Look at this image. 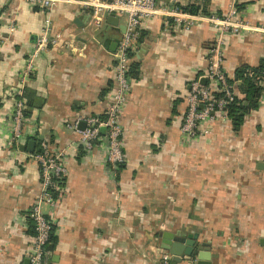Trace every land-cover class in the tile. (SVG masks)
I'll list each match as a JSON object with an SVG mask.
<instances>
[{
	"label": "crops",
	"instance_id": "0c3cea01",
	"mask_svg": "<svg viewBox=\"0 0 264 264\" xmlns=\"http://www.w3.org/2000/svg\"><path fill=\"white\" fill-rule=\"evenodd\" d=\"M235 1L252 26L237 33L211 20L229 12L233 0H156L160 12L141 23L132 53L136 69L119 115L124 167L117 171L106 162L105 143L82 150L71 125L79 117H102L109 105L113 52L126 17L112 24L106 16L96 25L90 10L75 4L48 9L0 0V264H29V214L42 192L41 171L34 151L20 147L34 139L66 168L53 205H41L57 238L43 264H103L102 250L111 264H120L113 258L124 251L135 259V244L151 237L154 220L188 225L187 236L208 245L210 264H264V69L257 109L238 130L229 118H217L202 138L187 142L180 133L189 86L204 79L212 57L220 54L228 80L240 65L264 64V33L255 30L264 26V0ZM191 3L196 13L179 8ZM175 7L195 18L161 13ZM46 15L55 43L31 57ZM240 84L230 85L242 100ZM18 88L30 115L21 141L11 144ZM171 226L161 230L174 234Z\"/></svg>",
	"mask_w": 264,
	"mask_h": 264
},
{
	"label": "built area",
	"instance_id": "2783aa9c",
	"mask_svg": "<svg viewBox=\"0 0 264 264\" xmlns=\"http://www.w3.org/2000/svg\"><path fill=\"white\" fill-rule=\"evenodd\" d=\"M38 2L43 7L50 9L56 3H71L80 8H88L90 14L95 19L96 25L107 15H124L126 17L125 29L117 42L114 56V88L111 92V101L107 106L102 117H79L71 125L77 134H79V143L82 150L92 151L95 146L104 142L106 145V162L111 168L117 169L118 165L123 164L124 156L121 151L122 127L119 123V115L125 107L127 97L132 85L130 66L132 53L135 49L136 40L140 36L141 23L160 12L156 0H31ZM162 14H170L177 20L190 22L188 18L195 16L184 14L186 12L175 7L169 11L162 10ZM237 11L230 10L229 16L219 19L214 16L211 20L217 25L220 24L224 31L237 33L240 29L251 28L246 21H236L230 15ZM187 16L182 18V16ZM235 15V16H236ZM192 20V19H191ZM256 31L264 33V26L255 27ZM221 39L218 40L219 43ZM55 38L51 34V18L46 15L43 26L37 34V40L31 57L54 45ZM216 47L211 48V53ZM216 51L217 48H216ZM264 73V72H263ZM205 84L201 80L193 81L189 86V92L186 98V110L180 126V133L187 142L204 137L208 132V125L215 119H227L226 107L232 103L235 98L232 87L228 83V78L221 66L220 54L212 57L208 62L204 74ZM22 88L15 91V104L11 113V137L10 143L17 144L23 137L21 126L24 123L25 99ZM215 94L222 95L216 99ZM18 97V98H16ZM85 124L83 130L79 129L80 123ZM104 129V133L100 132ZM42 153L36 154L35 159L40 165L42 192L32 207L29 214L34 223V236L32 238V248L29 253V264H43L46 255V247L49 240L53 220L41 212V205L52 206L54 203L53 192L61 191V182L66 175L65 165L59 160V157L52 156L49 152L48 144H41Z\"/></svg>",
	"mask_w": 264,
	"mask_h": 264
},
{
	"label": "trees",
	"instance_id": "16d2710c",
	"mask_svg": "<svg viewBox=\"0 0 264 264\" xmlns=\"http://www.w3.org/2000/svg\"><path fill=\"white\" fill-rule=\"evenodd\" d=\"M179 8H181L184 11H188L189 13H196L198 11V5H195L193 3L187 4V5H179ZM242 5L237 4V9H241ZM136 69V65L131 66L130 73L134 74V70ZM264 64L261 66H258V68H250V66L244 64L238 66V68L234 71L233 79L228 80V83L231 84L233 81H240L239 91L241 94L244 95V99L239 100L234 98L232 103H230L226 107V115L227 118L231 120L232 127L236 130H238L241 125L243 124V118L244 116L249 113L252 110L257 109L258 101L260 98V95L262 93V88L258 86L257 84V77L260 73L263 72ZM251 73V75H249ZM23 97H25L23 95ZM222 95L215 94V98L219 99ZM18 98V97H16ZM29 113L24 112V116H29ZM37 144L34 149V154H40L42 153L41 144L44 143L43 141H40L39 139H34ZM109 165V164H108ZM110 166V165H109ZM111 167V166H110ZM124 164H120L117 167V171H120L123 169ZM64 180L61 182L63 184ZM58 192H53V197L57 195ZM31 230L32 235L34 236V223L31 220ZM57 243V238L55 237V224H52L51 232L49 235L48 244L46 247V251H48L49 246H55Z\"/></svg>",
	"mask_w": 264,
	"mask_h": 264
},
{
	"label": "rangeland",
	"instance_id": "374dc122",
	"mask_svg": "<svg viewBox=\"0 0 264 264\" xmlns=\"http://www.w3.org/2000/svg\"><path fill=\"white\" fill-rule=\"evenodd\" d=\"M235 10L237 11V13L239 12V9H237V1L233 0V3L231 5L230 10ZM230 12V11H229ZM229 12L225 13V15L221 16L217 13L215 14L216 18L219 19H224V17H228L229 16ZM203 13V12H202ZM236 14H232L230 15L233 18H235L236 21L242 20L241 17H239V15ZM212 48V47H211ZM24 129V125L21 126V131L23 132ZM172 225L171 230H173L175 237L181 238V239H186L187 237V232L185 230V228H188V225L184 227V229L178 227L175 224V222L173 221L171 224H166L162 221H157L154 220L153 222H151V226H152V234L151 237L145 235L143 239L140 240V244L139 241L137 242V244H135V247L137 249V254L134 255L135 259L130 255L127 254V252H122L120 255H118L117 257H114L113 259H118L119 257V263L120 264H171L172 262V255L165 249H163L161 247V239H162V234L163 231L161 229H165L166 227ZM205 240V239H204ZM204 244V243H202ZM203 246L201 244H197L194 250V254L190 257H188L187 259H181L180 262H178V264H195L197 259V255L199 251H203ZM104 252V253H102ZM101 254H99V258H97V260L99 259V261H101L102 259L104 261H101V263L103 264H111V255L110 253H108L107 251H100ZM102 257V258H101Z\"/></svg>",
	"mask_w": 264,
	"mask_h": 264
},
{
	"label": "water",
	"instance_id": "95a60500",
	"mask_svg": "<svg viewBox=\"0 0 264 264\" xmlns=\"http://www.w3.org/2000/svg\"><path fill=\"white\" fill-rule=\"evenodd\" d=\"M117 15H107V21L112 24H117L118 22ZM123 30V26H120ZM116 44V43H115ZM201 83L205 84V80L201 79ZM85 128V124L82 122L79 124V129L83 130ZM100 132L103 134L104 129L102 128ZM35 148V142L29 141L26 146L20 147L21 151H26L28 153H33ZM198 243H196L195 237L193 235H188L186 239H181L175 237L173 233L164 232L162 234L161 239V247L167 250L172 255L171 264H176L180 262V260L184 257H190L194 254L195 247ZM204 248L203 251L198 252V261L197 264H210V253L207 244H201ZM49 249L52 250L53 247L50 245Z\"/></svg>",
	"mask_w": 264,
	"mask_h": 264
}]
</instances>
